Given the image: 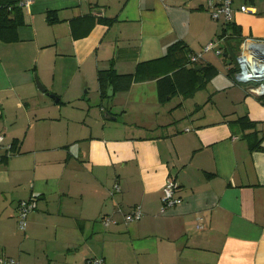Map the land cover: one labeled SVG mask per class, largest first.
Returning <instances> with one entry per match:
<instances>
[{
	"label": "crops",
	"instance_id": "0c3cea01",
	"mask_svg": "<svg viewBox=\"0 0 264 264\" xmlns=\"http://www.w3.org/2000/svg\"><path fill=\"white\" fill-rule=\"evenodd\" d=\"M22 1L18 40H0V134L11 145L0 156V256L264 264V103L233 81L236 40L225 39L234 29L264 39V0H233L227 30L205 0ZM217 38L222 54L203 58L217 73L203 87L161 102L150 79L100 96L99 69L164 72L173 44L190 55ZM169 178L182 202L164 208ZM20 201L33 206L24 229ZM137 206L141 219L126 223Z\"/></svg>",
	"mask_w": 264,
	"mask_h": 264
},
{
	"label": "trees",
	"instance_id": "16d2710c",
	"mask_svg": "<svg viewBox=\"0 0 264 264\" xmlns=\"http://www.w3.org/2000/svg\"><path fill=\"white\" fill-rule=\"evenodd\" d=\"M20 2L21 0H0L1 41L12 43L18 40L17 29L24 24ZM226 25L227 30L228 27L231 26V23H226ZM224 35L225 32L221 34L220 37ZM230 37H234L236 40L235 48H240L242 41L245 39L241 40L239 33H237L235 29L231 36L229 35L225 39L228 40ZM191 56L192 54L189 55L184 46L180 43H176L168 48L167 54L161 59L172 61L170 67L164 69V72L151 74L148 71L149 62L138 63L135 71L128 74H118L112 67L108 69H99L97 71V83L100 96L106 98L110 87H112L114 91H126L133 83L150 79L157 80L158 97L161 102L164 101L166 97L176 93L188 94L192 84L203 87L205 83L217 73L213 65L205 64L203 59L198 62H192ZM230 61L233 63L231 55ZM196 67H198V69H196ZM233 73L234 68L231 69L230 75L232 76ZM258 99L264 103V98Z\"/></svg>",
	"mask_w": 264,
	"mask_h": 264
},
{
	"label": "built area",
	"instance_id": "2783aa9c",
	"mask_svg": "<svg viewBox=\"0 0 264 264\" xmlns=\"http://www.w3.org/2000/svg\"><path fill=\"white\" fill-rule=\"evenodd\" d=\"M210 16L214 20L222 19L225 23H230L233 19L234 8L233 0H205ZM29 1L20 2L21 7L28 6ZM241 12H246L245 5L240 6ZM221 38L207 43L201 51L192 54L191 61L198 62L204 58V54L214 52L220 56L221 49L217 47ZM233 81L237 84H244L247 87V92L257 98H264V39L245 38L239 48V52L235 58L234 73L232 74ZM6 145L5 137L0 134V156L1 149ZM6 147L9 149L10 144ZM114 191L119 192L118 185L114 186ZM178 184L175 180L169 178L166 180L162 188V202L164 208H170L181 204L182 199L177 195ZM33 209L30 201H20L18 205V226L24 229L27 216ZM142 212L140 207H135L131 212L124 214L126 223L140 220ZM103 223L109 225L115 223V220L109 216L103 218ZM198 227H200L198 225ZM0 264H17L16 260L10 257L0 256ZM88 264H104L103 259L93 258L88 261Z\"/></svg>",
	"mask_w": 264,
	"mask_h": 264
},
{
	"label": "water",
	"instance_id": "95a60500",
	"mask_svg": "<svg viewBox=\"0 0 264 264\" xmlns=\"http://www.w3.org/2000/svg\"><path fill=\"white\" fill-rule=\"evenodd\" d=\"M196 69H198V67H196ZM37 86H38L39 90H41L42 92H45V88L40 84L39 81H37ZM112 93H113V88L110 87L109 90H108V95L110 96V95H112ZM47 95L51 96V97H54L53 95H51L49 93H47Z\"/></svg>",
	"mask_w": 264,
	"mask_h": 264
},
{
	"label": "rangeland",
	"instance_id": "374dc122",
	"mask_svg": "<svg viewBox=\"0 0 264 264\" xmlns=\"http://www.w3.org/2000/svg\"><path fill=\"white\" fill-rule=\"evenodd\" d=\"M234 43H236V41H235ZM232 45H233V44H232ZM230 55L232 56V58H233V63H234L235 58H236V55H237L236 48H233V49L230 50ZM233 65H234V64H233ZM86 95H87V97H88V96L91 95V94L87 93ZM106 98H108V97H106ZM91 105H94V104H91Z\"/></svg>",
	"mask_w": 264,
	"mask_h": 264
}]
</instances>
